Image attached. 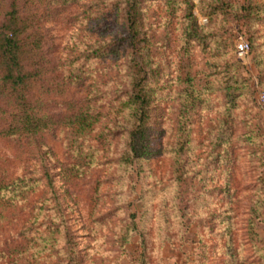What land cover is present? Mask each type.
<instances>
[{"label": "rangeland", "instance_id": "obj_1", "mask_svg": "<svg viewBox=\"0 0 264 264\" xmlns=\"http://www.w3.org/2000/svg\"><path fill=\"white\" fill-rule=\"evenodd\" d=\"M127 2L17 0L45 34L34 86L51 119L0 137V176L39 177L30 199L51 212L37 233L55 244L30 264H264V0H138L134 48ZM137 67L150 112L135 156Z\"/></svg>", "mask_w": 264, "mask_h": 264}, {"label": "trees", "instance_id": "obj_2", "mask_svg": "<svg viewBox=\"0 0 264 264\" xmlns=\"http://www.w3.org/2000/svg\"><path fill=\"white\" fill-rule=\"evenodd\" d=\"M138 5V0L127 2L128 38L133 48L140 44ZM262 9L264 7L260 5L258 11ZM1 11L0 86L9 93L11 102L0 110V137L34 136L44 131L51 120L41 111V106L38 108L41 96L34 86L41 76V67L47 63L44 57L40 61L41 39L45 43V34H42L34 17L22 15L17 0H11ZM141 74V68L137 67L129 99L131 116L137 121L129 130V145L135 156L139 155L141 148L147 147L146 127L150 112V97L143 86ZM39 181L40 178L30 171L0 176V264H30L33 258L37 259L55 244V239L49 234L42 237L37 233L40 224H43L39 222V217H51L50 209L44 215L43 207L30 199ZM22 199L25 200L21 202ZM46 223L57 228V240L69 242V231L61 226L62 222L54 224L48 220Z\"/></svg>", "mask_w": 264, "mask_h": 264}, {"label": "built area", "instance_id": "obj_3", "mask_svg": "<svg viewBox=\"0 0 264 264\" xmlns=\"http://www.w3.org/2000/svg\"><path fill=\"white\" fill-rule=\"evenodd\" d=\"M236 51L240 58H245L250 51V44L246 38H239L236 44ZM261 97L264 99V92L261 94Z\"/></svg>", "mask_w": 264, "mask_h": 264}]
</instances>
